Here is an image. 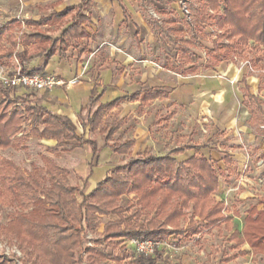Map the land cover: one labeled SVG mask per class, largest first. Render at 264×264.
<instances>
[{"label":"trees","instance_id":"1","mask_svg":"<svg viewBox=\"0 0 264 264\" xmlns=\"http://www.w3.org/2000/svg\"><path fill=\"white\" fill-rule=\"evenodd\" d=\"M138 2L146 9L147 0ZM184 4L187 10L182 18L184 26L169 16L164 20L165 25L159 19H152L150 23L157 38L163 34L173 44L176 51L173 68L182 73L198 72L199 66L192 56L196 60L201 57L192 47L207 39L204 27L215 25L220 30L217 38L227 42L211 40L212 46L205 49L206 66L214 68L238 56L257 73L260 80L257 91L261 92L264 88V0H185ZM80 11L79 5H73L61 11L44 12L36 20L23 21L28 31L15 18L0 23V63L3 59H14L23 73H44L42 69L53 55H63L70 46L82 43L86 36L83 24L88 17ZM9 26H18V34L8 31ZM51 29L61 32L55 36L50 33ZM40 57L42 64L35 65ZM245 77L242 76V102L250 114L249 123L264 125V101L250 91ZM37 92L22 86H6L0 80V150L17 147L23 138L34 136L54 141L47 151L55 152L65 141L69 148L88 144L95 155L98 150L95 141L78 136L71 120L41 104ZM162 94L163 91L149 88L99 102L81 125L87 126L90 132H105L102 147L114 148L119 154L127 153L133 139L113 137L122 119L113 117L102 128L104 114L125 96L139 97L145 104ZM98 98L90 96L88 104L93 105ZM17 100L27 102L25 110L7 111ZM26 120L31 126L24 135L22 123ZM187 148H193L194 153L178 159L176 154ZM41 158L43 168L25 172L11 159L0 156V204H16L19 208L0 227V233L10 241L16 240L26 254L32 255L33 264H81V258L75 253L81 232L78 226L85 224L86 228L94 229L96 214L116 216L104 224L103 234L106 241L110 240L107 245H111L112 252L117 251L112 256L116 264L129 256L127 241L130 239L163 242L172 235L187 239L198 235L203 228L213 227L226 231L231 242L230 251L222 250L221 262L228 263L248 253L264 255V197L259 196L248 204L241 228H235L233 215H227L229 208L224 196L217 193L220 181L228 182L229 170L216 169L200 152L198 144H183L163 155L143 152L129 156L124 163L113 166L86 194L69 183L68 169L57 166L46 156ZM257 158H264V152ZM225 159L230 161L228 156ZM261 175L264 177V166ZM130 193L134 195V203L122 207L121 197ZM133 206L135 211L127 215ZM232 214L236 215L237 211L233 210ZM88 252L97 255L91 257V264H99L108 257L104 249ZM162 259L157 248L151 255H132L127 264H160Z\"/></svg>","mask_w":264,"mask_h":264},{"label":"rangeland","instance_id":"2","mask_svg":"<svg viewBox=\"0 0 264 264\" xmlns=\"http://www.w3.org/2000/svg\"><path fill=\"white\" fill-rule=\"evenodd\" d=\"M47 1L49 0H0V23L14 17L37 16L38 11L33 6L34 3H46ZM184 1L185 0H147V11L140 12L147 21H151L152 18L159 19L160 22L165 25L164 20L166 16H169L172 19H177L179 26L182 27L184 26L182 18L186 15ZM171 9L174 10V12H172ZM147 29L149 30V34L151 33L153 35L154 31L149 23L147 24ZM19 30L20 28L18 26L8 27V31H13L15 34H18ZM203 32L206 34L207 39L197 42V45L192 47L193 51L201 57L196 60L195 57L192 56V60L196 61L199 66L198 72H187L184 74L176 68H173L175 72H172L176 73L178 75H176V77L183 81H193L196 77L203 81L207 80L208 85H205V87L208 86L209 88L205 89L204 85L196 88L194 96L192 95L194 99L191 100L193 104H184L180 107L177 116L179 124L177 123L178 125L175 128L174 124L168 121L171 115H169L168 111H164L165 107L163 108L162 105L161 107L158 104L150 106L144 119H148V114L152 113L155 109L161 112L162 116L167 117L165 120L166 124H163L164 126L158 127L159 123L154 122V131L160 132L159 135L163 133L167 136L166 139H168V141L164 143L166 147L161 146L160 148H156L157 150L154 154L160 155L167 153L169 149L178 143H197L200 146L216 149L219 152L222 151L231 155L232 163L229 164L228 182L222 184L217 193L221 192L222 196H225L227 203L231 205L228 212L233 210L237 211V214L233 217V221L234 227L238 228L242 223L248 204L254 203L259 196L264 197V177L261 175L264 166V158H257L264 152V125L255 126L249 123L250 114L242 102L244 90L241 77L247 75V84H249V87L255 93L257 92L256 85L260 80L257 77V73L238 56H232L231 59L221 62L214 68H208L205 63V49L212 46L211 40L217 39L218 43H226L227 41L224 38H217L220 34V30L215 25L204 27ZM119 33H121V35L128 34L126 30L119 31ZM171 36L174 38V34ZM138 38L140 40H138ZM138 38H134L135 41L131 36H128V39H130V43L128 42L129 45L132 42L134 46L138 42H142L143 44L141 48L142 52H140L138 58L134 59L135 62L145 61L144 59L147 53L148 56H151L149 60H152L155 66L159 65L164 69L167 67L170 58L172 60L171 63H173L174 66L176 65L175 48L171 41L167 40L163 34H159L158 40L153 37L155 40L150 46L147 43L146 34H140ZM112 39L113 40H109L108 42L114 47L117 45L115 43L116 38ZM16 67L17 63L14 59H3L0 63V72L7 75ZM172 72L167 71V74H172ZM70 93L71 92L68 91V94ZM258 95L264 101V89L259 92ZM23 100H17L11 104L7 108V111H11L14 108L25 110L27 102ZM206 100L208 101L207 104L205 102ZM92 106L93 105H90L89 108L91 109ZM131 107L132 106L129 108ZM94 108L95 106L92 110ZM144 110V108L140 109L136 114L142 116ZM128 112H130V110ZM126 116L123 117V119L126 118ZM158 116L159 114L156 115L157 119ZM111 118L112 113L108 112L105 115L104 121L100 124V127L103 128V126L106 125L105 123L111 122ZM127 119L130 120V124L132 125L138 122L137 118L131 119L128 117ZM161 120L158 121L161 123ZM30 126L27 120L22 123V127L25 131L24 135H26ZM104 134L105 132H98V130H96L89 136H91V139H93L95 143L101 144ZM244 134L246 135L244 136ZM19 135L20 134H18V136ZM175 135L181 139L176 141ZM158 142L165 141L158 140ZM64 143L66 144L58 146L56 151L52 152L47 151L46 148L48 146H53V140L27 136L20 141L17 147L0 150V156L11 159L25 172H32L35 168H43L44 163L41 157L46 156L57 166L68 169L69 174L67 178L69 183L77 187L78 192H83L84 188L78 185V177L73 174L72 169L66 167L68 163L63 162L65 160L60 158V150L69 149L68 142L64 141ZM208 152L206 151L205 153ZM191 153L192 151H187L184 157L189 156ZM104 155L105 153L101 152L98 163L90 167V170L93 172L92 178L96 180H102L107 172L108 165L102 162ZM129 156L130 155L124 156L123 161L125 162ZM89 157L91 158V155H89ZM42 173H44V171ZM44 183L48 184L47 181H44ZM217 193L215 195H217ZM76 195L78 196L77 192ZM133 197L134 195L131 193L123 195L119 204L125 207L130 203H134ZM259 207H262V205H259ZM17 209L19 208L16 204L9 206L0 204V227L6 224ZM134 211L135 207L133 206L129 208L126 214L130 215ZM96 216V226L94 229L86 228L85 224L81 227L78 226L81 232L79 233L78 244L75 250L76 256L81 258V264H91V257L96 258L97 255L88 252L89 249H104L108 257L104 260H100L99 264H116L112 256L116 255L115 252L117 251L114 250V252H112L111 249L113 248L111 245H107L110 240L106 241L103 237L104 224L116 219V216L113 214H96ZM184 224L185 223H182V225ZM227 237L228 233L226 231L218 230L216 227L203 228L198 235L187 239L172 235L158 246L163 258L160 264H264V255L251 253H248L246 256L238 257L228 263L221 262L220 257L222 250L225 249L230 251L231 242H228ZM111 241L114 242L116 240ZM128 253L129 256L121 260L119 262L120 264H127L132 255H135L131 246H128ZM33 258L32 255L26 254L22 250L16 240L10 241L6 236L0 233V264H33Z\"/></svg>","mask_w":264,"mask_h":264},{"label":"crops","instance_id":"3","mask_svg":"<svg viewBox=\"0 0 264 264\" xmlns=\"http://www.w3.org/2000/svg\"><path fill=\"white\" fill-rule=\"evenodd\" d=\"M73 5H79L80 14L88 17L87 22L83 24L86 36L82 38L81 44L70 46L63 55H53L42 71L64 79H69L81 71L83 73L79 80L71 86L56 87L51 90H38L37 98L41 104L48 107L58 116L70 119L75 126L78 136L83 139H91L89 135L93 132H90L87 126H82L81 121H86L92 108L99 102H108L124 95H131L136 91L148 90L149 88L163 91L161 97L145 104H142L139 97L131 99L125 96L115 107L104 114L102 121H104L105 115L108 112L112 113V118L122 119V124L115 131L113 137L120 140L133 139V144L127 153L119 154L114 148L102 147L103 141L101 144H97L96 142L98 150L95 155H92L91 146L88 144L69 148L68 150H60V158L65 160L63 162L68 163L66 167L73 170V174L78 177V185L84 188L83 192L86 194L100 181L92 178L93 172L90 170V167L98 163L101 152L105 153L102 162L108 165L106 176L113 166L124 162V156H136L143 152L154 154L157 150L156 148H160L161 146L166 147L164 143L168 141L166 139L167 136L163 133L159 135L160 132L154 131L153 126L154 122L159 123L158 127L164 126L163 124H166L165 120L167 117L162 116V113L155 109L152 113L148 114V119H144L150 106L158 104L160 107L161 105L163 108L165 107L164 111H168L169 115H171L168 121L172 122L175 128L179 124L177 116L180 107L184 104H193L191 103V100L194 99L192 95L194 96L197 87H202L203 85L205 89L209 87H205V85H208L207 80L203 81L198 77L193 79V81H183L176 77L177 74L173 73L175 69H173L174 65L171 63V58L164 69L159 65H153L154 62L149 60L151 56H148L147 53L145 61H134L135 58H138L140 52H142L141 48L143 44L142 42H138L134 46L132 42L129 45L130 39H128V36L136 39L140 34H146L149 46L155 39L158 40L155 33L153 35L149 34L147 24H150L152 20L147 21V19H144L140 11H147V7L144 9L138 0H49L46 3H34L33 6L38 11L37 16L14 18L22 23V28L25 31H28V28L23 23L24 20H36L44 12L61 11ZM118 29L119 31L126 30L128 34L121 35ZM60 32L53 31L52 29L50 31L55 36L59 35ZM112 38H116L115 43L117 45L114 47L108 42L109 40H113ZM138 40L140 39L138 38ZM116 47L120 48L116 49ZM42 62L43 59L40 57L34 64L40 65ZM167 71L173 72L172 74H167ZM245 76L246 80L247 75ZM245 84H247V81ZM247 85L249 86V84ZM249 89L253 94L258 95V91L255 93L250 87ZM68 91L71 93L68 94ZM90 96L99 97L91 109L88 104ZM205 102L206 104L208 103L207 100ZM130 106L132 107L129 108ZM143 108L145 109L143 115L138 116L136 112ZM129 110L130 112H128ZM158 114L157 119L156 115ZM125 116L126 118L123 119ZM128 117L131 119L137 118L138 122L132 125L130 124V120L127 119ZM158 120H161V123ZM175 139L179 141L181 138L175 135ZM158 140H164L165 142H158ZM183 144L178 143L171 149ZM185 144L191 145L197 143ZM187 151H192L189 156L194 153L193 148H187L178 152L176 157L180 160L186 159L189 157H184ZM206 151L209 152L205 153ZM200 152L210 159L216 169L222 171L230 170L229 164L232 163V157L228 153L219 152L216 149L203 147L202 145L200 146ZM89 155H91V158ZM226 156L230 158L229 162L226 161ZM222 184L224 183L220 181L218 190H220ZM224 202L230 209L231 205L227 203L225 196ZM227 215L235 216L232 214V211L227 212ZM241 226L242 223L238 228H241Z\"/></svg>","mask_w":264,"mask_h":264},{"label":"built area","instance_id":"4","mask_svg":"<svg viewBox=\"0 0 264 264\" xmlns=\"http://www.w3.org/2000/svg\"><path fill=\"white\" fill-rule=\"evenodd\" d=\"M184 9L187 13L185 4ZM116 49L119 48L116 47ZM82 73L83 71L69 79H64L51 73H23L20 71L19 67H17L13 69V72L10 75H4L0 72V80L6 86H22L36 90H51L56 87H67L75 84L79 80ZM161 243L162 241H155L149 238L130 239L127 241V245L131 246L133 252L138 255L153 254Z\"/></svg>","mask_w":264,"mask_h":264}]
</instances>
